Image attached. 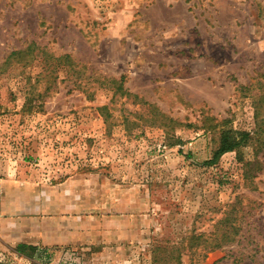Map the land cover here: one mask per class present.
<instances>
[{
  "label": "rangeland",
  "instance_id": "1",
  "mask_svg": "<svg viewBox=\"0 0 264 264\" xmlns=\"http://www.w3.org/2000/svg\"><path fill=\"white\" fill-rule=\"evenodd\" d=\"M255 2L0 0V64L23 52L0 73V199L68 179L97 211L93 242L0 237V264H264V55L232 56L256 30L234 20L264 25ZM227 130L257 136L207 164ZM235 202V240L193 252Z\"/></svg>",
  "mask_w": 264,
  "mask_h": 264
},
{
  "label": "crops",
  "instance_id": "2",
  "mask_svg": "<svg viewBox=\"0 0 264 264\" xmlns=\"http://www.w3.org/2000/svg\"><path fill=\"white\" fill-rule=\"evenodd\" d=\"M180 1L165 0V6L171 10ZM261 2L264 3V0H258L254 4L258 8L255 11L258 16ZM259 21L260 19L258 18L257 21L256 16L253 15L243 21H233L237 37L248 23L256 29L249 36L242 37L245 39V44H251L249 51L241 53L239 48L232 50V56L238 61L243 59L241 62H248L251 59L253 62H259L260 60L254 56L255 53L264 55V25ZM210 62L213 61L207 55L191 61L190 73L194 76L205 73ZM202 63L201 71L197 65ZM2 192L4 193V190ZM79 192H81L80 188L75 189L69 186L68 179L55 186H28L27 189L21 186L15 187L12 190L13 204L6 205L3 199H0V237L14 247L27 245L47 248L48 252L57 248L75 247L85 240H90L88 238H91L93 242V226L91 230L83 228L89 223L93 224L97 211L94 212L93 207L89 209L90 211L85 210L83 201H80L81 197L77 196ZM27 193L34 194L35 201L32 204L25 201Z\"/></svg>",
  "mask_w": 264,
  "mask_h": 264
},
{
  "label": "trees",
  "instance_id": "3",
  "mask_svg": "<svg viewBox=\"0 0 264 264\" xmlns=\"http://www.w3.org/2000/svg\"><path fill=\"white\" fill-rule=\"evenodd\" d=\"M21 53L23 52H11L5 59V61L0 64V73L3 72L2 68L9 64L13 56H18ZM121 83L122 78L120 79V84ZM119 88L121 89V86H119ZM124 94L127 95L128 93L124 90ZM168 122L171 123L174 121L168 119ZM256 136L257 132L251 134L247 131H223L220 137L219 146L213 152V156L207 161V164L216 163L225 153L238 151L241 147L248 145L250 142L254 141L256 139ZM235 205L236 202L230 205L231 210L225 212L222 218L216 222V227L211 233L198 234L192 237V239L195 240V250L193 252L200 254L197 252L199 250V252L203 251L205 255V253L219 249L222 246L235 240V236L240 232L239 225L237 224L238 217L233 211V209H235ZM224 225H226V227H224Z\"/></svg>",
  "mask_w": 264,
  "mask_h": 264
}]
</instances>
